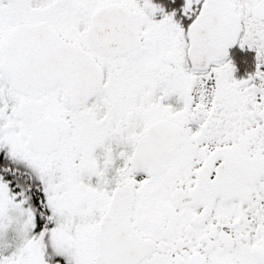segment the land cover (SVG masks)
<instances>
[{
    "label": "snow or ice",
    "instance_id": "1",
    "mask_svg": "<svg viewBox=\"0 0 264 264\" xmlns=\"http://www.w3.org/2000/svg\"><path fill=\"white\" fill-rule=\"evenodd\" d=\"M0 264H264V0H0Z\"/></svg>",
    "mask_w": 264,
    "mask_h": 264
}]
</instances>
